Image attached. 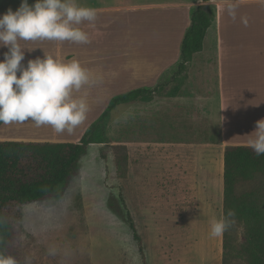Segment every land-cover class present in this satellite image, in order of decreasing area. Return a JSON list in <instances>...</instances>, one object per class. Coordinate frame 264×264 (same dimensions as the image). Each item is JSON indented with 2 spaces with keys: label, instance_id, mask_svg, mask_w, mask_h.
I'll use <instances>...</instances> for the list:
<instances>
[{
  "label": "rangeland",
  "instance_id": "374dc122",
  "mask_svg": "<svg viewBox=\"0 0 264 264\" xmlns=\"http://www.w3.org/2000/svg\"><path fill=\"white\" fill-rule=\"evenodd\" d=\"M91 1L77 0V3L89 6ZM93 1L103 6L140 5L98 13L93 21L102 26L98 22L107 19L112 24L102 27L104 35L124 37L122 41L109 39L101 44V51L105 52L103 55L108 57L105 60L108 65L116 64L119 59L123 61L128 56H145L152 48L157 52H177L175 37L179 26L174 23V17L178 9L152 5L185 0ZM34 2L29 0L30 4ZM21 3L22 0H0V14L9 8L16 10ZM89 24L85 21L80 27L91 35ZM169 33L174 41L167 39L166 44L158 40L153 42V34L167 38ZM20 44L26 49L22 61L25 66L28 60L43 57V49L53 56H59L61 51L64 54L75 50L80 58L86 50L95 47L91 43L48 40L20 41ZM59 47L61 50H58ZM30 48L36 49L28 51ZM1 50L5 53L8 48L1 47ZM173 86L170 85V88ZM133 87L124 83L117 86L106 84V89L93 90L88 96L84 86L74 96L86 97L89 112L86 120L71 133H57L49 125L36 127L33 121L8 125L0 123V141H79L110 100ZM179 95L188 97L191 102L187 105L189 113L200 109L192 87L181 89ZM145 104L140 101L135 105L121 104L115 108L108 123L109 141L88 146L79 161V172L63 192L23 207L17 264H223L225 233L217 238L209 235V221L224 215L223 153L221 146L214 144L220 143L221 137L213 133V139L183 140L172 132L170 141L176 144L185 141V144L164 149L159 145L163 142L162 138L149 137ZM178 104L172 106L176 108ZM179 112L176 108L171 110V115L179 117ZM158 120L162 122L160 116ZM174 122L173 117L172 125ZM121 142H127L125 146L129 153L128 162H123L126 169L123 177L115 165L117 155L112 149L113 145H124ZM103 149L109 151L107 160L101 157ZM182 173H186L187 179L179 186L176 179H180ZM120 190L126 209L119 195ZM261 194L264 200V187ZM111 200L132 215L143 238L144 252H141L129 222L118 207L111 206ZM228 232L231 263L250 264L244 250L252 244L244 227L234 222Z\"/></svg>",
  "mask_w": 264,
  "mask_h": 264
},
{
  "label": "crops",
  "instance_id": "0c3cea01",
  "mask_svg": "<svg viewBox=\"0 0 264 264\" xmlns=\"http://www.w3.org/2000/svg\"><path fill=\"white\" fill-rule=\"evenodd\" d=\"M199 4L212 5L214 9V20L207 30L203 49L193 54L184 75L169 79L180 60L182 40L191 23V10ZM139 6H103L92 0L88 7L97 9L98 13H107ZM152 6L178 9L174 17V23L179 26L175 37L176 53L170 54L167 50L157 52L152 48L145 56H128L123 61L119 59L116 64L108 65L105 62L108 57L103 55L105 52L102 53L101 44L107 43L109 39L122 41L124 37L105 36L102 27L112 24L105 19L98 22L102 26L93 22L88 25L91 33L90 43L95 45L94 48L86 50L80 58L75 50L64 54H61V51L59 57L65 61L78 58L77 60L90 70L92 82L85 85L84 89L88 96L93 90L106 89V84L117 86L124 83L135 86L133 88L136 89L155 87L162 80H170L162 93L153 100L144 102L148 110L149 137L162 138L163 142L157 144L160 147L162 145L164 149H171L176 144L170 141L172 132L183 140L213 139V133H217L221 142L214 144L221 146L224 162L225 147L248 145L256 122L264 119V3L260 0H243L237 9L235 20L226 11V0H211V4L204 0L171 1ZM243 16L248 17V26L241 22ZM169 35L164 38L153 34V42L158 40L166 44L169 39L174 41L171 33ZM2 59L4 51L0 47V60ZM172 84L174 86L170 88ZM187 87H192L195 100L200 106L199 110L190 113L187 105H191V102L188 97L179 95V91ZM174 88H178L177 95H170ZM139 102L138 100L126 104L135 105ZM172 104L179 105L176 107L180 110L179 117L171 115V110L176 109ZM159 116L162 122L158 120ZM173 117L176 123L172 125ZM121 143L127 145V142ZM183 143L185 144V141L176 146H184ZM179 178L176 181L182 186L187 179L186 173L180 174ZM183 195L186 197L184 193Z\"/></svg>",
  "mask_w": 264,
  "mask_h": 264
},
{
  "label": "trees",
  "instance_id": "16d2710c",
  "mask_svg": "<svg viewBox=\"0 0 264 264\" xmlns=\"http://www.w3.org/2000/svg\"><path fill=\"white\" fill-rule=\"evenodd\" d=\"M205 2L207 0H204ZM214 20L212 5L199 4L191 10V23L181 44L180 60L171 78L184 75L194 53L203 49L207 30ZM170 80H162L155 87H139L114 96L98 119L92 123L79 141H0V254L16 259L20 238L23 207L31 202L58 196L79 172V161L93 143H107L111 112L121 104L133 101L148 102L165 89ZM174 88L170 95H177ZM117 155L116 167L121 177L126 175L123 162H128L125 145H113ZM109 151L101 157L107 160ZM223 213L235 212L234 221L244 227L251 247L244 253L250 264H264V155L257 156L248 145H227L224 149ZM119 195L124 202V195ZM119 208L134 231L135 239L144 252L143 238L137 231L132 215ZM125 209L127 208L124 202ZM229 230V229H228ZM224 234V262L232 264L231 240ZM146 264V263H145Z\"/></svg>",
  "mask_w": 264,
  "mask_h": 264
},
{
  "label": "clouds",
  "instance_id": "9594fccd",
  "mask_svg": "<svg viewBox=\"0 0 264 264\" xmlns=\"http://www.w3.org/2000/svg\"><path fill=\"white\" fill-rule=\"evenodd\" d=\"M207 2L211 4V0ZM242 2L226 0V11L233 20ZM97 14V9L82 6L77 0H35L33 4L22 0L19 8H9L0 15V47L8 48L0 60V123L33 121L36 127L49 125L57 133H71L86 120L88 101L74 93L92 82L90 70L77 59L65 61L43 48V57L30 59L25 66L22 61L26 49L20 41L88 44L90 35L80 25L95 21ZM241 22L248 26V17H241ZM251 134L248 146L257 156L264 155V119L256 122ZM234 217L235 212L228 210L220 218H212L209 235L221 237L235 222ZM0 264H17V261L0 254Z\"/></svg>",
  "mask_w": 264,
  "mask_h": 264
},
{
  "label": "water",
  "instance_id": "95a60500",
  "mask_svg": "<svg viewBox=\"0 0 264 264\" xmlns=\"http://www.w3.org/2000/svg\"><path fill=\"white\" fill-rule=\"evenodd\" d=\"M206 6L208 5V4H205Z\"/></svg>",
  "mask_w": 264,
  "mask_h": 264
}]
</instances>
